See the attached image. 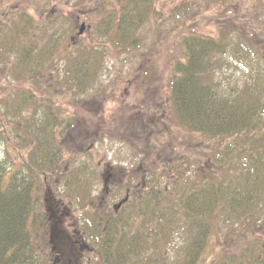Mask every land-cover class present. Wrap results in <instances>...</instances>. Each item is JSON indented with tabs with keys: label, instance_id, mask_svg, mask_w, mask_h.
Wrapping results in <instances>:
<instances>
[{
	"label": "trees",
	"instance_id": "obj_1",
	"mask_svg": "<svg viewBox=\"0 0 264 264\" xmlns=\"http://www.w3.org/2000/svg\"><path fill=\"white\" fill-rule=\"evenodd\" d=\"M220 1L225 16H230L236 6L244 15L246 11L255 14V23L247 25L248 20L234 25L226 21L223 27H216L213 36H205L198 30L214 24L215 16L210 12L199 15L191 10L189 18L181 22L182 29L171 31L168 37L175 34V38H182L184 50L168 77L170 119H165L169 129L162 131V137L171 138L172 127H180L189 135L198 133L208 141L221 144L228 157L224 164L227 167L234 164L237 170L228 178L216 175L196 182L193 176L178 169L174 151L169 152L174 148L159 154L162 142L152 139L145 126L133 125L143 160L156 167L151 170L149 196H133L114 214L109 203L116 196L107 203L94 204L89 185L92 177L84 170L86 164L79 165L78 153L67 150L59 141L73 127L72 110L61 108L47 98L31 99L32 94L21 86L16 88L19 97L28 96L18 104L31 103L43 110L34 112L39 120L33 127L9 122L6 125L0 119V143L26 150L24 155L19 152L17 160L10 159L6 152L0 158V264H48L46 258L52 253V246L64 257L62 264L90 261L91 264H197L213 221L242 219L243 226L250 228L249 223L254 222L252 214L264 213V25L260 22L264 24V0ZM163 2L166 0H115L98 25L97 33L117 49L133 48L139 28L150 18L162 19ZM261 16L262 19L258 18ZM20 30L19 23L8 29L0 49L13 51L22 39ZM229 31L238 33L233 43ZM96 44L82 45L62 60L64 82L56 80L57 87L73 96L72 101L75 94L91 90L102 70L103 48ZM43 55L47 53L23 50L16 61L20 77L26 71H34L32 63H41ZM227 56L245 65L244 75L220 76ZM134 175L137 180L138 175ZM158 176L170 180L168 190L158 182ZM38 190L43 196H65L78 205V212L85 211L91 220L84 233L96 248L95 261L87 252L82 263L77 262L71 234L61 226L59 238H52V233L36 236L35 230L43 232L45 224L54 221L62 225L55 217L49 219L55 206L41 209ZM113 191L117 196L120 194V190ZM39 209L45 213V220L39 217ZM180 231L187 235V247L181 256L163 262L164 253L157 252L160 245L168 244ZM251 233L249 240L237 246L231 232L214 264H264V250L252 249L253 241L260 240V236L256 238L258 234L254 230Z\"/></svg>",
	"mask_w": 264,
	"mask_h": 264
},
{
	"label": "rangeland",
	"instance_id": "obj_2",
	"mask_svg": "<svg viewBox=\"0 0 264 264\" xmlns=\"http://www.w3.org/2000/svg\"><path fill=\"white\" fill-rule=\"evenodd\" d=\"M114 1L0 0V42L3 41L8 29H13L18 23L22 29L20 30L22 39L14 47L12 51L14 53L8 54L6 48L0 49V119L6 125L7 122L12 125L26 124L29 127L37 124L39 118L37 114H33L35 111L42 112L43 108L39 105L34 107L31 103L27 106L19 105L18 101L28 96L19 97L16 88L21 86L30 93L29 95L32 94L31 99L47 98L61 108L68 107L72 110V116L75 118L73 127L59 141L67 150H74L78 153L76 162L79 165L86 164L83 168L86 174L89 173L92 177L89 185L91 187L90 198L93 202L95 201L94 204L99 203L106 191L102 180L105 177V170H109V173H114L118 179H121L120 170L139 168L143 172L150 170V178L151 170H154L156 165L143 160L141 156L138 139L132 130L133 125L138 124L147 128L152 139H159L162 142L159 154L174 148L169 152L174 151L173 155L176 158L174 162L178 169L193 176L196 182L213 178L216 175L228 178L234 170H237V167L234 164L231 167L224 164L228 157L226 158L221 144L217 145L215 141H208L198 133L189 135L188 131L180 127H172L171 138L166 140L162 137V131L169 129L165 122L168 115L164 117L160 115L165 110L167 114H170L167 96L168 77L174 62L182 57L184 50L181 43L182 38H175V34L170 37L168 35L171 31L182 29L181 22L189 18L191 10H196L199 15L210 12L215 16L214 24L198 30L205 36H213L216 27H223L226 21L237 25L249 20L247 25L254 24L255 14L246 11L244 15L239 7L234 6L232 14L225 16L220 0H166L160 12L162 19L156 21V17L150 18L137 31L136 45L123 50L115 48L97 33L98 25L106 17L108 8L111 7L110 3L114 4ZM258 18L262 19V16ZM260 22L263 27V21ZM81 25H84V30L78 35ZM228 33L231 34L232 43L237 40V32L229 31ZM71 38L74 40L71 41ZM94 42L98 43L96 47L103 48L101 51L104 56L102 70L92 84L91 90L83 94H75V100L72 101L73 96L57 87L56 80L62 84L64 82V75L59 72L62 60L75 53L82 45L89 46ZM27 47L35 54L42 51L47 55H43L42 65L32 63L35 70L26 71L20 77V67L16 63L15 52L23 51ZM225 58L227 64L223 66L220 76L225 75L226 77L232 74L238 78L245 74L244 64L231 56ZM21 79L23 80L20 82ZM66 116L69 117L67 114ZM236 143L239 145L240 141ZM2 144L1 142L0 158L3 153L5 156L6 152L10 159L17 160L19 152L21 155L26 153L23 148L16 149L10 144L7 146ZM88 146L90 148H87ZM184 156L188 157L186 159L190 163L187 160L184 161ZM156 179L163 187L169 189L170 180L161 179L159 176ZM123 190H120V193ZM38 192L41 193V209L55 206L54 215L49 219L52 221L55 217L62 225L58 226L54 224V221L50 222V225L45 224L43 232L38 233L37 229L35 230L36 236L52 233V238H59L62 234L61 226L71 234L74 255L78 258L77 262L82 263L81 259H84L83 256L87 252L95 261L96 248L88 242L89 237L84 233L86 228L88 230V221L91 220L85 211L78 212V205L69 202L65 196L58 195L56 198L60 200H57L53 196H43L40 190ZM123 195L112 200V196L107 197L111 200L109 207L117 203ZM41 212L39 209V217L41 215L45 220V213L41 214ZM251 217L254 220L249 223L251 230L243 226L245 222L242 219L239 221L229 218L226 223H223L222 219L213 221V228L197 264H214L224 241L229 238L231 232V239L237 242V246H241L240 242L249 240L254 230L258 234L255 237L260 236V240L253 241L252 249L256 251L261 249L263 252L264 213L252 214ZM187 244L186 233L180 231L168 244L163 242L157 252L164 253L163 262H165L167 259H175L177 255L181 256ZM51 250L52 253L47 254V258L45 255L47 263L62 264L64 257L57 253L55 246H52Z\"/></svg>",
	"mask_w": 264,
	"mask_h": 264
},
{
	"label": "flooded vegetation",
	"instance_id": "obj_3",
	"mask_svg": "<svg viewBox=\"0 0 264 264\" xmlns=\"http://www.w3.org/2000/svg\"><path fill=\"white\" fill-rule=\"evenodd\" d=\"M163 111V110H162ZM162 117L165 116V111L162 112ZM138 172L141 176H140V181L142 182V191L139 190L138 186L139 183H134L132 189H134V193L132 191V189L128 190L127 188V184H125V179L127 178V173L128 172ZM120 173H122L121 179L117 178V175L114 173H107L109 175V182H108V187L105 188V193L104 196L100 198V201H106V199H108L107 197L111 196L112 194V188H123L125 190V196L126 194L128 195V198H131L133 195H136L137 197H141L142 195L144 196H148L149 195V188L147 187V185L145 184L144 180L146 175L148 174V171L143 172L142 170H120ZM132 179L133 177L130 176L129 179ZM112 186V188H111ZM130 196V197H129ZM124 206V205H123ZM148 240V239H147Z\"/></svg>",
	"mask_w": 264,
	"mask_h": 264
},
{
	"label": "water",
	"instance_id": "obj_4",
	"mask_svg": "<svg viewBox=\"0 0 264 264\" xmlns=\"http://www.w3.org/2000/svg\"><path fill=\"white\" fill-rule=\"evenodd\" d=\"M83 30H84V25H81L80 28H79V34H81V33L83 32ZM104 183H105V181H104ZM124 201H125V200H124ZM121 204H122V202L119 203V204L116 206V208H119V207L121 206Z\"/></svg>",
	"mask_w": 264,
	"mask_h": 264
}]
</instances>
